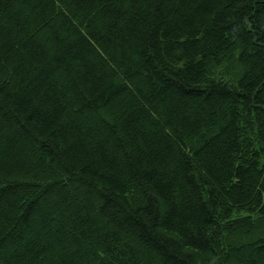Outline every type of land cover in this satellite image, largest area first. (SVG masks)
I'll return each instance as SVG.
<instances>
[{"label":"trees","instance_id":"trees-1","mask_svg":"<svg viewBox=\"0 0 264 264\" xmlns=\"http://www.w3.org/2000/svg\"><path fill=\"white\" fill-rule=\"evenodd\" d=\"M0 264H264V0H0Z\"/></svg>","mask_w":264,"mask_h":264}]
</instances>
